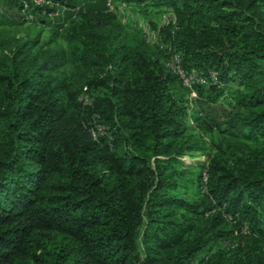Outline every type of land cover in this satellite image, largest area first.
I'll return each mask as SVG.
<instances>
[{"label":"trees","instance_id":"obj_1","mask_svg":"<svg viewBox=\"0 0 264 264\" xmlns=\"http://www.w3.org/2000/svg\"><path fill=\"white\" fill-rule=\"evenodd\" d=\"M46 1L0 0L47 27L0 41V264H264V0H115L168 9L163 42L218 74L196 87L201 135L170 56L108 0ZM96 123L110 135L96 141ZM199 152L206 164L182 159ZM188 182L198 199L177 193Z\"/></svg>","mask_w":264,"mask_h":264},{"label":"rangeland","instance_id":"obj_2","mask_svg":"<svg viewBox=\"0 0 264 264\" xmlns=\"http://www.w3.org/2000/svg\"><path fill=\"white\" fill-rule=\"evenodd\" d=\"M112 3H115V6L121 5V3L119 2L116 3L115 0H113ZM168 11L169 10L166 8H158L155 6L145 8L144 6L138 7L136 5H127L126 10L124 9L123 12L116 13V16L118 18V21L122 25H124L125 30L130 36H143V38L146 39V42L153 46L155 45V43L160 41L161 37L159 35V29L167 26L170 22L172 23L173 17H171L172 14L168 13ZM46 18L48 20L55 19L51 18L48 15L46 16ZM42 23L43 20L40 18H36V16L32 14L31 11L29 13H24V11H19V9L6 7L0 4V41L4 39L9 40L11 38H32L41 28L45 27ZM153 26H155L157 29H154ZM50 35V30H46L43 33L41 40H48ZM50 47L53 50H67L68 48L67 44L62 41H58ZM196 87H198V85L190 90V87L185 82H180L179 84L174 86L172 90L174 97L176 98V100L181 102L186 111V116L182 118V120L184 121L183 123L190 129V131L194 132L196 135H201L194 119L199 115V113L202 112L205 106L200 105ZM229 93V91H226L217 103L211 105V109L215 110L218 115H222L224 111L229 109L230 104L232 103V97ZM204 140L208 145V153H211L212 146L210 143L212 139L206 136L204 137ZM182 159L188 165H195L197 163L206 164L208 160L207 152L186 154L182 157ZM192 172L198 173L196 169ZM177 193L181 197L187 199L196 200L199 197L196 187L191 186L190 182L179 187L177 189ZM141 241L142 236L140 237L139 245L143 254L144 246Z\"/></svg>","mask_w":264,"mask_h":264},{"label":"built area","instance_id":"obj_3","mask_svg":"<svg viewBox=\"0 0 264 264\" xmlns=\"http://www.w3.org/2000/svg\"><path fill=\"white\" fill-rule=\"evenodd\" d=\"M30 2L35 6H43L49 4L46 0H30ZM112 2L113 0H108V7L110 11L113 13L115 12V14L118 12H123V10H126L127 8V4L115 6V3ZM25 8H29L28 2H25ZM65 10L66 9H63V12ZM60 13L61 9L57 7V9L55 11L50 12L48 16H50L51 18H57ZM171 17H173L172 23L174 24L176 22V19L173 15H171ZM170 24L171 22L168 23V25ZM155 46L159 47L167 56H170V59L166 63V66L180 79L182 83L185 82L190 87V90H192L197 85L210 87L218 83V74L216 72L210 73V75L207 77L203 72H200L196 69L186 70L184 68L181 53L177 52V49L174 46L167 45L166 43H164L162 38H160V41L155 43ZM79 100L85 105L90 104L91 97L87 88L84 89V92L81 94ZM90 133L96 141L100 140V137L102 136L110 135V133L108 132V128L97 123L94 127L90 129Z\"/></svg>","mask_w":264,"mask_h":264}]
</instances>
